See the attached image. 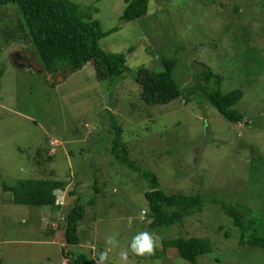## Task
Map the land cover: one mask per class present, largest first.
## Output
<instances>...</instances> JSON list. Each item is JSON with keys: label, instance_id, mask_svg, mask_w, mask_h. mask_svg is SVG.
Segmentation results:
<instances>
[{"label": "rangeland", "instance_id": "374dc122", "mask_svg": "<svg viewBox=\"0 0 264 264\" xmlns=\"http://www.w3.org/2000/svg\"><path fill=\"white\" fill-rule=\"evenodd\" d=\"M71 1L94 6L104 32L118 29L100 47L125 54L131 72L99 81L89 63L52 85L18 30L16 7L0 8V264H70V253L95 264L105 250L108 264H121L120 251L144 230L159 246L145 256L129 250L127 264H193L164 249L163 241L180 237L211 242L212 252L197 264H264V246L242 244L224 211L238 207L253 219L250 234L264 225V0H150L148 14L133 22L121 20L131 0ZM10 32L20 33L19 40L7 39ZM164 59L178 60L175 75L186 94L204 83L198 79L204 65L224 77V94L242 90L235 109L244 123L227 121L199 91L189 102L184 95L146 105L132 74L163 71ZM114 125L123 129L126 164L112 153ZM146 172L168 195L202 196L201 212L183 225L152 227ZM26 179L65 181L62 203L56 209L14 204L6 187ZM79 201L87 214L80 244L72 246L66 217ZM113 235L118 248L106 244Z\"/></svg>", "mask_w": 264, "mask_h": 264}, {"label": "trees", "instance_id": "16d2710c", "mask_svg": "<svg viewBox=\"0 0 264 264\" xmlns=\"http://www.w3.org/2000/svg\"><path fill=\"white\" fill-rule=\"evenodd\" d=\"M149 4L150 0L129 1L121 20L133 22L145 17L149 12ZM7 6L16 7L19 14L18 30L33 45L35 56L45 74L51 77L52 85L67 80L89 63L94 65L99 81L123 78L131 72L125 54H111L101 49L100 42L118 29L104 32L101 22L94 18V13L97 12L94 6H82L71 0H0V8ZM16 33L10 32L6 34V38L14 36L18 39L20 33ZM1 47L0 43V50ZM132 51L133 49L129 52ZM163 66V71L141 68L132 74L142 89L141 98L146 105H168L184 95L189 102L190 96L198 94L199 91L203 93L206 102L213 105L227 121L244 123V116L235 109L243 99L244 92L236 90L224 94V77L204 65L205 70L198 75V79L204 83L189 89L186 94L175 75L178 60L164 59ZM60 75L63 78L57 82V76ZM114 127L116 130L114 129L112 153L116 160L126 164L129 162L130 153L123 142V129L118 125ZM145 175L152 182L151 191L146 193L153 212L152 227L170 228L183 225L185 218L201 212L204 201L202 196L168 195L160 189L159 180L154 174L146 172ZM66 186L67 183L60 180L26 179L12 187H6V190L13 193V203L16 205L56 209L58 192H65ZM86 206V202H77L66 217L65 238L68 245L80 244L78 230L86 217ZM224 211L233 218L235 226L242 232V244L264 246V225H260L255 233L250 234L256 226L253 219H246L238 207L224 205ZM163 246L165 251L168 248L175 249L181 258L193 264H197L201 257L213 250L209 240L200 238H175L163 241ZM67 256L70 257V264H93L85 254L70 253Z\"/></svg>", "mask_w": 264, "mask_h": 264}, {"label": "clouds", "instance_id": "9594fccd", "mask_svg": "<svg viewBox=\"0 0 264 264\" xmlns=\"http://www.w3.org/2000/svg\"><path fill=\"white\" fill-rule=\"evenodd\" d=\"M107 246L110 248H118L119 240L115 235L109 236L106 241ZM159 246V241L155 237L153 232L150 231H138L131 239L130 245L127 249L120 251L121 264H127L129 250L137 256H145L146 254H152L154 250ZM109 253L107 250L101 251L98 258L94 259L95 264H108Z\"/></svg>", "mask_w": 264, "mask_h": 264}, {"label": "built area", "instance_id": "2783aa9c", "mask_svg": "<svg viewBox=\"0 0 264 264\" xmlns=\"http://www.w3.org/2000/svg\"><path fill=\"white\" fill-rule=\"evenodd\" d=\"M61 203H62V202H60L59 199H58V203H57V204L60 205Z\"/></svg>", "mask_w": 264, "mask_h": 264}]
</instances>
